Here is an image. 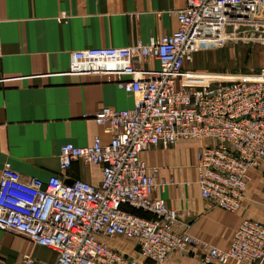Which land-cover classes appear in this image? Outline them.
Masks as SVG:
<instances>
[{
  "label": "built area",
  "instance_id": "2783aa9c",
  "mask_svg": "<svg viewBox=\"0 0 264 264\" xmlns=\"http://www.w3.org/2000/svg\"><path fill=\"white\" fill-rule=\"evenodd\" d=\"M177 20L178 30L160 40L71 53L69 74L117 78L134 107L103 108L95 116L110 132L109 144L96 137L87 147H61L62 171L77 162L100 166V186L59 176L25 178L6 164L0 231L56 252L53 264H144L109 246L107 240L117 237L135 242L139 257L154 264L192 249L201 251L200 264H264L260 221L243 220L226 251L179 233L178 213L153 199L158 170L142 158L149 148L168 149L181 140L210 142L198 155L202 197L223 211L241 212L249 172L264 166V69L225 78L183 66L200 47L264 42V0H186ZM152 62L158 66L144 68ZM21 264L36 260L25 255Z\"/></svg>",
  "mask_w": 264,
  "mask_h": 264
},
{
  "label": "crops",
  "instance_id": "0c3cea01",
  "mask_svg": "<svg viewBox=\"0 0 264 264\" xmlns=\"http://www.w3.org/2000/svg\"><path fill=\"white\" fill-rule=\"evenodd\" d=\"M185 6L186 0H0V178L10 164L25 178L46 181L59 176L100 186V166L77 162L62 171L61 147H87L96 137L109 144L111 134L95 116L103 108L130 110L135 102L117 78L69 74L70 55L89 48H127L172 35L179 28L177 12ZM194 55V64L185 62L184 70L264 68V45L250 52L227 48ZM157 66L152 62L144 68ZM209 144L181 140L168 149L149 148L142 158L148 168L158 170L153 199L178 213L176 230L226 251L243 220L264 224V166L250 170L241 212L223 211L202 197L198 185V155ZM107 243L141 263L154 264L139 257L133 241L117 237ZM25 255L36 264L57 260L56 252L0 231V264H21ZM201 258V251L192 249L170 256L166 264H200Z\"/></svg>",
  "mask_w": 264,
  "mask_h": 264
},
{
  "label": "rangeland",
  "instance_id": "374dc122",
  "mask_svg": "<svg viewBox=\"0 0 264 264\" xmlns=\"http://www.w3.org/2000/svg\"><path fill=\"white\" fill-rule=\"evenodd\" d=\"M260 45H264V42H251V41H241L236 44L232 42H228L224 47L218 48L214 46L210 47H200V50L196 53L199 52H218V51H223L226 50L227 48H236L238 50H246L248 52L250 51H255L257 47ZM195 56V55H194ZM194 56L191 58L190 61H188L191 64H194ZM208 68L207 70H189V71H196V72H201V73H213V74H219V75H254V74H259L263 69H246V68ZM225 76V78H226Z\"/></svg>",
  "mask_w": 264,
  "mask_h": 264
},
{
  "label": "trees",
  "instance_id": "16d2710c",
  "mask_svg": "<svg viewBox=\"0 0 264 264\" xmlns=\"http://www.w3.org/2000/svg\"><path fill=\"white\" fill-rule=\"evenodd\" d=\"M136 214L138 215H141V216H146L145 214L141 213V212H135Z\"/></svg>",
  "mask_w": 264,
  "mask_h": 264
}]
</instances>
